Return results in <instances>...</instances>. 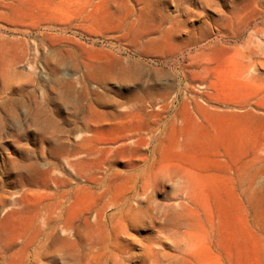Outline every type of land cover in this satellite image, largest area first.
<instances>
[{"label":"rangeland","instance_id":"374dc122","mask_svg":"<svg viewBox=\"0 0 264 264\" xmlns=\"http://www.w3.org/2000/svg\"><path fill=\"white\" fill-rule=\"evenodd\" d=\"M127 1L136 10L134 0ZM164 1L157 7L162 28L173 25L177 31L171 48L160 54L145 51L143 42L128 46L121 32L103 36L93 47L120 51L136 75L84 87L78 81L85 76L82 67H46L56 48L45 34L60 28L40 26L34 32L19 27L17 0H0V46L19 42L23 49L8 69L17 78L5 81L0 72V201L5 194L14 201L0 206V264L16 257L26 230L34 242L23 264L55 263L61 254L54 250L57 241L77 240L74 232L61 233L62 220L47 223L38 213V194L22 192L35 188L33 177L39 185L54 187L62 172L32 176L7 163H43L51 159L52 146L72 145L83 137L89 145L112 150L110 158L130 159L140 150L148 160L170 163L174 186L187 206L180 209L186 216L175 239L176 264H264V0ZM79 25L72 20L60 30L89 45L75 31ZM128 100H167L169 107L157 112L147 103L132 114ZM196 103L202 108L195 109ZM189 122L192 137L204 134V139L185 140ZM216 183L238 195L242 222L237 242L220 233ZM163 189L169 193L173 188ZM53 227L55 233L46 239ZM108 231L114 246L120 230ZM140 234L130 232L134 238ZM161 236L171 245L168 231ZM139 247L133 256L117 259L149 264L139 256ZM163 248L162 254L170 252ZM78 251L84 254L85 246ZM113 260L109 254L103 264Z\"/></svg>","mask_w":264,"mask_h":264},{"label":"bare ground","instance_id":"6f19581e","mask_svg":"<svg viewBox=\"0 0 264 264\" xmlns=\"http://www.w3.org/2000/svg\"><path fill=\"white\" fill-rule=\"evenodd\" d=\"M202 2L207 4L209 0ZM133 3L136 10L127 0H17V15L23 20L17 26H27L35 32L40 26L61 29L72 20L78 21L80 25L75 31L89 39V45L76 38L77 34L66 36L60 29L57 34L46 33L49 44L56 48L52 61L46 67L56 69L65 66L72 70L82 67L85 76L78 81L84 87H89V84H102L113 77L133 78L136 75L130 64L120 56V51L95 49L93 46L99 38L102 40L103 36L121 32L120 39L126 41L128 46L137 47L143 42L145 51L160 54L174 43L172 35L177 31L173 25L162 28L163 21L158 15L157 7L161 0H134ZM26 20L30 22L29 25ZM22 50L19 42L0 46L3 80L17 78L10 77L8 69L17 60L16 57L21 56ZM83 96L86 97L85 94ZM128 103L132 114L144 110L147 103L155 106L157 112L169 107L167 100H128ZM200 108L196 103L195 109ZM182 110L188 112L187 106L184 105ZM191 125L192 122H189L188 128L183 130L186 132L185 140L204 139V134L192 137ZM49 152L51 159L43 163L9 160L7 166L18 172L30 170L32 176L49 177L53 171L64 175L54 187L46 182L39 185L33 177L30 185L35 188L22 191L30 197L38 194V213L44 216L46 222L60 219L61 233H75L76 241H70L67 237L57 241L54 250L61 254L52 264H103L109 254L114 258L112 264H123L117 257L133 256L138 245L139 256L144 262L176 264L175 239L186 216L183 209H187V206L184 204V194H179L174 186L175 174L170 163L148 160L140 150L130 159L110 158L112 150L89 145L86 137L72 145L56 144ZM169 184L173 189L165 193L163 188ZM214 189L218 191L214 195L220 233L225 237L231 235L237 242L242 222L238 195L235 191L223 190L226 188L220 183H216ZM1 199L2 208L14 203L6 194ZM179 199L182 203L178 202ZM182 204L183 213L180 212ZM114 227L120 230V237H116L112 246L108 230ZM167 231L171 245L164 242L161 236ZM130 232L142 234L134 238ZM54 233L53 227L46 234V239ZM21 239L22 243L14 255L16 257L9 264L25 263L34 237L30 238L26 230L21 234ZM81 244L85 246L84 254L78 251ZM164 246L168 247L169 253L162 254Z\"/></svg>","mask_w":264,"mask_h":264}]
</instances>
